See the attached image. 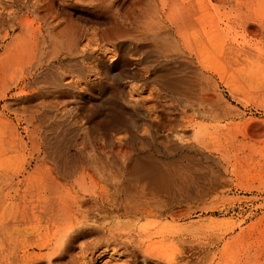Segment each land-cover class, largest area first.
<instances>
[{"label":"rangeland","instance_id":"rangeland-1","mask_svg":"<svg viewBox=\"0 0 264 264\" xmlns=\"http://www.w3.org/2000/svg\"><path fill=\"white\" fill-rule=\"evenodd\" d=\"M132 1L0 0V264H264V0ZM86 77L101 89L79 93ZM123 91L136 111H119ZM202 97L207 116L189 109ZM225 124L208 149L170 147ZM230 144V181L212 182ZM131 151L191 184L158 193L149 214L110 206L144 200L145 180L117 173Z\"/></svg>","mask_w":264,"mask_h":264},{"label":"bare ground","instance_id":"bare-ground-1","mask_svg":"<svg viewBox=\"0 0 264 264\" xmlns=\"http://www.w3.org/2000/svg\"><path fill=\"white\" fill-rule=\"evenodd\" d=\"M42 0H38V2H41ZM118 3V8L121 6L122 7V0H115ZM126 1V0H125ZM139 0H133L132 1V5H135L136 3H138ZM173 1V0H172ZM195 1V0H194ZM205 1V0H203ZM208 3V0H206ZM198 4V3H197ZM203 4V3H202ZM39 5V4H38ZM44 5H48V4H44ZM169 5V4H168ZM41 6V5H39ZM50 7L49 6H45V10H48ZM198 8V6H197ZM196 8V9H197ZM61 9V8H60ZM129 7H126L124 13L122 12V14L124 15V17H127L130 19V11H129ZM56 12V11H55ZM52 13V12H51ZM51 15V14H50ZM121 14L120 15H116V18L118 19L117 24L118 25H122L124 23V20ZM204 16V15H203ZM202 16V17H203ZM52 18V17H49ZM93 19V18H92ZM198 21V20H197ZM29 24V22H26ZM34 23V22H33ZM49 24H51L52 26H54V24L52 22H48ZM25 24V23H23ZM75 24L67 22V23H62V27L60 29V32L62 33V36H66V38H69V32H72L71 35H74V32L72 31V28H74ZM23 27V26H22ZM28 27V26H26ZM30 27V26H29ZM34 27V26H33ZM8 28V27H7ZM21 28V26L19 27ZM36 28V27H35ZM30 29V28H29ZM40 29V28H38ZM75 30H78V25L75 26L74 28ZM90 29V28H89ZM14 30V29H13ZM21 32H23V29L20 30ZM26 32V31H25ZM207 34V33H206ZM6 35V34H5ZM31 37H42L44 39V37H46V35L44 34V32L42 30H37V29H33L31 31L28 32V34ZM11 37V36H10ZM22 37V36H21ZM212 40V39H211ZM4 45V44H3ZM29 45V44H28ZM1 47V46H0ZM207 48V47H206ZM211 48V47H210ZM213 49V46H212ZM214 51V50H213ZM219 54V53H218ZM22 57V55H21ZM218 59V58H217ZM125 59L123 57L120 58V62H124ZM220 60H218L217 62H219ZM25 62V60L23 61ZM34 62H28V67L26 68V70H28V74L31 75V71L32 69L35 67V65H33ZM102 67H103V77L106 80L108 78V76L114 71V66L111 63L108 62H101ZM210 64V63H209ZM216 64V63H215ZM220 64V63H219ZM212 65V63H211ZM214 66V65H213ZM221 65H219L218 67H220ZM217 67V66H215ZM214 67V68H215ZM217 67V68H218ZM221 68V67H220ZM213 69V68H211ZM223 69V68H222ZM230 71V70H229ZM121 72V71H118ZM216 72V71H215ZM222 72V70H221ZM224 73V71H223ZM227 73V72H226ZM228 74V73H227ZM119 75V74H118ZM222 75V74H221ZM234 77V76H233ZM96 77H86L83 82H71L72 84H76L77 88L80 89L79 93H83L85 91H88L89 89H91V93H95L97 89H101V86H97L96 85V81H95ZM236 79V77H235ZM105 80L103 82H105ZM233 80V79H232ZM174 79L171 78H166L163 80L164 83L170 84L172 82H174ZM226 82V81H225ZM232 82V81H231ZM230 82V83H231ZM227 83V82H226ZM225 83V84H226ZM229 83V82H228ZM227 83V84H228ZM226 84V85H227ZM224 85V84H223ZM250 85V84H249ZM14 90V89H13ZM113 94V93H112ZM115 94V93H114ZM117 100L119 103V111L120 112H124V113H129L130 111H136L138 108V104L140 103V101H137L136 99L133 98V95L131 92L129 91H123V92H117L116 94ZM244 98V95H243ZM231 99V98H230ZM245 99V98H244ZM246 100V99H245ZM1 101V100H0ZM122 101V102H121ZM247 101V100H246ZM206 97H202L200 99H198L196 102L190 104L189 109L192 112H195L198 115H205L207 116L208 114H210V110L208 108H206ZM239 105V104H238ZM242 108V107H241ZM91 112H93V110H91ZM183 112L185 113L186 111L183 110ZM259 112V111H258ZM260 113V112H259ZM221 114V113H220ZM261 114V113H260ZM223 115V114H222ZM223 117V116H222ZM30 118V117H29ZM225 118V117H224ZM35 123V122H34ZM33 123V124H34ZM32 125V124H31ZM127 125L125 120H113L112 122L109 123V127L110 128H119V127H125ZM36 126V125H35ZM130 126V125H128ZM228 124H225L223 126L220 125H215L212 128V131H209L206 135H202V137H196L195 139L193 138V140H189L186 141L184 140V135L182 133H178L177 135H175L174 137H172L169 142H172V144H170L171 149L173 150H182V149H187V150H191L194 149L195 146H200L203 148H209L211 145L213 146L214 141L223 133L224 129H228ZM37 131V130H36ZM134 133V132H133ZM132 135L128 136L129 142L131 141V138H133L132 136H136L137 134L134 133ZM264 133V132H263ZM245 134V133H244ZM258 134V133H257ZM23 136V135H22ZM32 139V138H31ZM111 136L107 137V141H110ZM116 145L117 146H121L122 144V137H117L116 138ZM133 140V139H132ZM132 142V141H131ZM38 144V143H36ZM35 144V145H36ZM232 144L228 145V146H221V149L219 151H216V153L218 152V156H217V161L215 162V168L212 170L213 173V180L212 182H214V180L219 179V181L221 182H229V165H230V146ZM41 146V145H40ZM27 149V148H26ZM199 151V150H198ZM129 152L128 154L123 155L121 161L122 164L117 166V173L120 174V176L125 177V180H145L144 185L142 186L141 192H142V197H144L143 202H137L135 205H130L128 203V201L122 202L117 201L114 202L112 204H110V206L114 207H118L119 209H122L126 214L129 215H137L140 213L143 214H149L151 213V208H152V202H155L154 198L158 193H176L177 190L174 189V186L176 184L179 185H188L191 184V182H187V181H179L180 178H182L184 176L183 172H177L173 166H171L172 162L169 159H160L157 158L151 154H145V153H141L140 151H136V152ZM204 152L203 150H200V153ZM98 161V160H97ZM103 167V165H100ZM46 170V169H45ZM48 170V169H47ZM27 171V170H26ZM29 172V171H28ZM49 172V171H48ZM81 174L85 177V176H90V174L88 172H90L88 169L83 168L81 171ZM101 172V171H100ZM18 173V172H17ZM26 173V172H25ZM35 173V172H34ZM33 173V174H34ZM41 173V172H40ZM47 173V172H46ZM38 174V173H37ZM89 174V175H88ZM27 175V174H26ZM46 175V174H45ZM52 175V174H51ZM54 175V174H53ZM103 175V174H102ZM232 175V174H231ZM47 176V175H46ZM33 177V175L31 176ZM23 178V177H22ZM40 178V177H38ZM52 178V177H51ZM57 178V176H56ZM90 178V177H89ZM114 178V177H112ZM50 179V178H49ZM54 179V178H53ZM52 179V180H53ZM25 180V178H24ZM32 180V179H30ZM29 180V183H30ZM118 180V179H116ZM27 181V180H26ZM58 181V180H57ZM217 181V180H216ZM59 182V181H58ZM61 182V181H60ZM220 182V183H221ZM18 183V182H17ZM25 183V182H24ZM28 183V184H29ZM65 183V182H64ZM63 184V183H62ZM234 184V183H233ZM18 186V185H17ZM24 186V185H22ZM30 186V185H27ZM67 186V185H66ZM31 187V186H30ZM234 187V186H233ZM27 188V187H26ZM32 188V187H31ZM67 189V188H66ZM232 189V188H231ZM33 190V189H32ZM56 190V189H55ZM226 190V189H225ZM30 191V190H29ZM68 191V190H67ZM182 191H187V190H182ZM224 191V190H223ZM227 192V191H226ZM19 193V192H18ZM33 193V192H32ZM31 195V194H30ZM18 196V195H17ZM31 197V196H30ZM79 198V197H78ZM129 198V197H128ZM192 199V198H191ZM63 200V198H62ZM75 200V199H74ZM153 200V201H152ZM23 201V200H22ZM100 201V200H99ZM172 202V201H171ZM59 203V202H58ZM103 203V202H101ZM180 204V203H179ZM64 206V205H63ZM68 207V206H67ZM165 207V206H164ZM204 208V207H203ZM202 208V209H203ZM209 208V207H208ZM200 209V211L202 210ZM121 210V211H122ZM71 212V211H70ZM154 212V211H153ZM76 215V214H75ZM123 215V214H122ZM125 215V214H124ZM71 215H69L70 217ZM128 216V215H127ZM148 216V215H147ZM174 217V216H173ZM181 217V216H180ZM71 218V217H70ZM78 218V217H77ZM170 220V219H169ZM172 220V218H171ZM180 220V219H179ZM182 220V219H181ZM67 221V220H66ZM71 221V220H70ZM69 221V223H70ZM177 221V220H176ZM58 222V221H57ZM61 223V221L59 222ZM62 224V223H61ZM82 226V225H81ZM35 228V227H34ZM87 228H90L87 227ZM33 229V228H32ZM37 228H35L36 230ZM85 231H89L90 233H88V235H91V230L87 229ZM49 240V239H48ZM110 257V256H109ZM103 259V257H102Z\"/></svg>","mask_w":264,"mask_h":264}]
</instances>
